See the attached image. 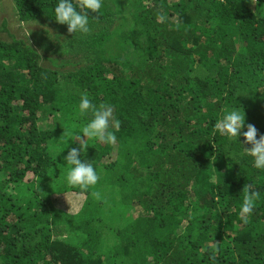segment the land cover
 <instances>
[{"label": "trees", "instance_id": "16d2710c", "mask_svg": "<svg viewBox=\"0 0 264 264\" xmlns=\"http://www.w3.org/2000/svg\"><path fill=\"white\" fill-rule=\"evenodd\" d=\"M56 2L13 5L61 38L33 48L2 23L0 264H264V170L214 127L241 107L264 134V0H103L87 34ZM82 94L120 121L115 143L87 141V190L63 159L91 118Z\"/></svg>", "mask_w": 264, "mask_h": 264}, {"label": "clouds", "instance_id": "9594fccd", "mask_svg": "<svg viewBox=\"0 0 264 264\" xmlns=\"http://www.w3.org/2000/svg\"><path fill=\"white\" fill-rule=\"evenodd\" d=\"M102 4L103 0H57L52 17L56 22L66 25L67 31L71 34H87L90 31L89 12L99 13ZM161 19L163 20V17ZM78 109L80 116L91 114V118L76 134L75 140L79 142L78 146L70 148L63 159L69 166L66 183L87 190L99 180L93 165L81 158L82 153H86L89 147L87 141L94 139L106 144L115 143L120 121L115 115L113 105L105 103L97 107L87 94L81 95ZM214 127L216 132L227 137L230 142H237L244 153L251 158L256 169L264 170V134H259L254 125L245 123V113L241 107L226 110ZM245 127L246 131H242ZM241 136L243 141L240 140ZM245 145L249 146L245 147ZM258 199L257 192L251 188L246 190L239 212L243 223L249 222Z\"/></svg>", "mask_w": 264, "mask_h": 264}, {"label": "rangeland", "instance_id": "374dc122", "mask_svg": "<svg viewBox=\"0 0 264 264\" xmlns=\"http://www.w3.org/2000/svg\"><path fill=\"white\" fill-rule=\"evenodd\" d=\"M2 23L5 24V28L8 33L12 34L16 38H26L30 42L33 48L36 46L38 39L44 43L50 37V34L60 32L58 37L64 36L63 31L57 25H48L39 21L21 22L15 12L13 0H0V37L6 40H10L9 34L3 31ZM63 27V26H62ZM35 45V46H34ZM65 56L73 57L78 53H71L70 50H64Z\"/></svg>", "mask_w": 264, "mask_h": 264}]
</instances>
